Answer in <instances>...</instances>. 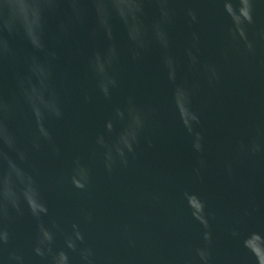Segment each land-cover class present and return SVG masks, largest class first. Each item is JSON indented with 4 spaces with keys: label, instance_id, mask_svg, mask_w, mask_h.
<instances>
[{
    "label": "water",
    "instance_id": "1",
    "mask_svg": "<svg viewBox=\"0 0 264 264\" xmlns=\"http://www.w3.org/2000/svg\"><path fill=\"white\" fill-rule=\"evenodd\" d=\"M0 264H264V0H0Z\"/></svg>",
    "mask_w": 264,
    "mask_h": 264
}]
</instances>
